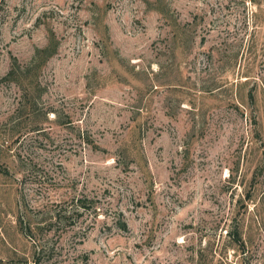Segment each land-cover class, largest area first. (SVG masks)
Wrapping results in <instances>:
<instances>
[{
  "label": "rangeland",
  "instance_id": "374dc122",
  "mask_svg": "<svg viewBox=\"0 0 264 264\" xmlns=\"http://www.w3.org/2000/svg\"><path fill=\"white\" fill-rule=\"evenodd\" d=\"M0 264H264V0H0Z\"/></svg>",
  "mask_w": 264,
  "mask_h": 264
},
{
  "label": "trees",
  "instance_id": "16d2710c",
  "mask_svg": "<svg viewBox=\"0 0 264 264\" xmlns=\"http://www.w3.org/2000/svg\"><path fill=\"white\" fill-rule=\"evenodd\" d=\"M57 47H58V43L56 41H54V39L49 40L45 47L39 48L35 51L34 56L28 65H26L23 69H19V67H12L10 69V71L8 72L6 78L11 79V81L16 80V82H19V83H21V80H23V78H25V79L34 78V80H36V78L38 76V72L43 67V65L47 62V60L51 56H53V54H55V52L57 51ZM17 72H20L22 75L20 77L13 79L14 75ZM31 74H33V75H31ZM79 203H80L78 205L79 208H84V209L86 208L87 201H83V202H79ZM120 228L125 230V228H126L125 223H122Z\"/></svg>",
  "mask_w": 264,
  "mask_h": 264
}]
</instances>
